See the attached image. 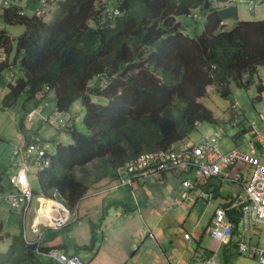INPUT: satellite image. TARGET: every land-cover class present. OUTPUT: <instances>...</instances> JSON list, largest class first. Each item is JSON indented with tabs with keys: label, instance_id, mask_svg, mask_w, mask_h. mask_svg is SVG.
Instances as JSON below:
<instances>
[{
	"label": "trees",
	"instance_id": "obj_1",
	"mask_svg": "<svg viewBox=\"0 0 264 264\" xmlns=\"http://www.w3.org/2000/svg\"><path fill=\"white\" fill-rule=\"evenodd\" d=\"M237 14L235 4L212 0H55L48 20L13 4L0 9L2 23L23 26L13 40L0 29V79L8 77L2 107L23 94L38 97L36 108L52 92L63 116L80 100L89 130L79 132L71 119L56 128L68 132L71 142L54 144L49 167L36 173L34 196L72 209L85 194L113 186L125 162L174 148L198 123L224 122L229 106L226 115L215 117L201 102L210 89L224 98L232 93L231 83L264 90V19L237 20L225 29L224 21ZM196 15L203 17V27L190 36L177 17ZM34 108L24 109L20 131ZM226 215L235 238L240 209ZM6 234L0 222V241ZM50 248L26 242L19 230L0 252V264H53L45 255Z\"/></svg>",
	"mask_w": 264,
	"mask_h": 264
},
{
	"label": "crops",
	"instance_id": "obj_2",
	"mask_svg": "<svg viewBox=\"0 0 264 264\" xmlns=\"http://www.w3.org/2000/svg\"><path fill=\"white\" fill-rule=\"evenodd\" d=\"M23 1L26 2L25 5L22 4ZM228 1L229 3L225 1L224 4L236 5L237 2L247 4L248 10L254 12L256 6L257 19H264V0ZM14 4H20L27 14L28 11L33 13L36 5L33 0H14ZM3 24L0 21V29H4L12 40L23 31L13 27L15 32L8 33ZM15 33L19 34L14 35ZM261 74L262 70L259 75ZM262 82L264 83V79ZM262 91L257 92L256 96L260 108L263 106ZM36 108L40 113L43 112V107ZM253 108L256 109L254 105ZM260 108L255 110V114ZM59 117L62 118L63 114ZM232 118L233 114L230 110L222 123L225 129L221 136L232 127L233 130L229 134L233 135L231 140L236 141L249 130L246 123L248 117L243 113V116L240 115V122ZM25 122L32 124L26 121V117ZM198 126L199 124L196 128ZM31 136L39 137L36 133H22L20 140L13 137L10 143L11 138H6L4 152L7 151L8 155L11 148L23 138ZM186 141L197 144L202 140L197 142L189 137ZM248 141L246 140L242 146ZM218 142L220 146V139ZM226 143L229 146L225 150L220 146L222 152L236 147L241 150L242 146H230L229 140ZM8 164L9 162L6 161L4 170L7 168L10 170ZM234 171V175H238L241 180L239 183H233L237 188L235 192L231 191V186L225 185L228 181L222 182L217 177H198L195 172L188 169L167 172L153 184L135 179L131 187L124 186L87 193L72 208L77 212V220L70 218L58 228L38 225L37 231L29 229V237L27 234L24 237L22 233L23 238L28 242L38 241L43 247H52L66 254L76 255L86 264H188L211 256L215 258L216 264H260L252 255L237 252L234 237L229 243H221L208 232L214 209L222 203L232 201V198L238 199L243 194L242 185L243 180L247 178V171L244 170L242 163H237L230 169L231 174ZM185 181L191 182L192 187H184ZM131 191L134 192L135 197ZM6 192L3 193L4 200ZM200 193L205 197L199 196ZM10 211L21 212L17 209ZM185 213L186 217H184ZM207 214H209L208 219L205 218ZM9 219L10 217L7 216L6 223ZM2 227L4 228L3 223ZM18 233L19 231L13 234L7 232L4 238L8 237L9 244L12 235ZM185 233L189 234L188 239L184 238ZM247 237L249 241L260 245L261 240L264 239V227L253 228ZM234 256L238 257L234 258ZM37 258L42 262H47L48 259L43 254H39ZM53 264H56L55 261Z\"/></svg>",
	"mask_w": 264,
	"mask_h": 264
},
{
	"label": "built area",
	"instance_id": "obj_3",
	"mask_svg": "<svg viewBox=\"0 0 264 264\" xmlns=\"http://www.w3.org/2000/svg\"><path fill=\"white\" fill-rule=\"evenodd\" d=\"M5 5H7V1L0 0V8ZM116 12L114 11V13ZM34 15L41 17L42 10L37 9ZM0 59H3L1 49ZM261 94L263 106L261 111L258 112L260 124L252 121L249 126L253 132L252 138L247 142L249 153L246 154L237 147L222 152L218 142L222 128L219 127L197 144L182 141L170 150L150 151L139 154L117 169L119 178L108 189L124 186L131 187L135 179L152 183L159 179L164 172L188 169L195 172L198 177H217L222 182L239 183L241 182L239 176L232 175L230 169L235 164L242 163L244 170L248 174L247 178L243 180V194L238 199H233L229 205L218 206L214 209L208 232L217 241L229 243L233 237L234 224L228 219L226 212L232 208H239L240 216L237 226H240V230L235 236L236 250L240 254L252 255L260 264H264V247L249 243L245 236L250 224L264 227V162L261 159V155H264V126H262L264 122V90ZM237 106V102L231 103V108ZM37 114L40 115V110L32 109L29 116L26 115V121L32 122ZM60 114L62 113L56 111L48 116L40 115V117H42V121H45L51 127L59 129L66 124L65 120L59 117ZM52 153L46 147L44 139L31 136L30 138L22 139L13 147L14 161L8 164L12 173L7 176L9 189L5 193L4 198L11 209L21 211L23 225H26L27 215L33 200L36 201L34 215L28 225L31 231H37L38 225L58 228L63 226L70 218L77 220V212L74 209L66 208L60 202V207L55 211L54 215L38 217L42 206L40 197L34 196L30 187V180L34 175L32 170L39 172L49 167V155ZM184 186L190 188L192 184L185 181ZM131 194L134 196L133 191H131ZM199 196L205 197L203 193H200ZM37 218H39V221L35 223ZM184 238L188 239L189 234L185 233ZM26 242L28 241L26 240ZM45 255L59 264H86L78 256L66 254L56 248L48 249ZM188 264H216V260L211 256L191 261Z\"/></svg>",
	"mask_w": 264,
	"mask_h": 264
},
{
	"label": "rangeland",
	"instance_id": "obj_4",
	"mask_svg": "<svg viewBox=\"0 0 264 264\" xmlns=\"http://www.w3.org/2000/svg\"><path fill=\"white\" fill-rule=\"evenodd\" d=\"M7 5L3 6L0 8L1 10L5 7H9L12 4H14V0H6ZM215 4L217 5H222L224 2H228V0H212ZM51 6H48L47 0H33V3L36 4L34 11L35 12L37 9L42 10V16H44L45 20H48L52 17L53 11H54V4L55 0H50ZM23 5L26 4L25 1L22 2ZM237 9H238V14H237V19L234 18H228L224 21V26L225 29H230L234 24L236 23L237 20H258L256 11L257 8L255 6V12L252 10H248L247 4H240L237 2ZM20 9V12H24L23 8L21 7L20 4L17 5ZM51 7V8H49ZM28 14L30 11H28ZM264 16V15H263ZM178 21H181L186 25L184 27V33L189 34L190 36H193L195 34H198L203 27V17L199 15H196V18H191L187 16H178L177 17ZM4 28L10 32H15V29L13 27H16L18 30H22L23 26L22 25H9V24H3ZM19 34L15 33L14 35ZM4 58V54H3ZM8 81L7 75H4L0 79V221L3 223V230L7 231L10 234L17 233L20 229L22 230V233L24 234V237H26L25 234L29 237V228L28 225L31 223L32 216L34 215V209L36 207V201L33 200L31 207L29 209L27 219H26V225H23V216L21 215V212H12L10 211L11 207L6 201L3 199V193L8 190V184H7V176L10 173V170L7 168L4 170V166L6 165V161L9 163H12L14 161V156L12 154L13 148L9 151V154L7 155L4 152V147L6 144V138H11L9 139V143L12 142L13 137H17L18 140L22 137V133L25 134H30V133H36L39 137L45 140L46 147L49 149L50 153L54 152V144L55 143H63L67 144L71 142L70 139V134L63 129L57 130L54 127H51L47 123L42 121V117L40 115L44 116L47 115L51 112H56L55 110V102H54V97L52 92H48L45 94V96L41 99L39 102V109L43 107V112L37 114L33 120L32 124H28L24 121V127L25 129L23 131L19 130L20 127V120L24 114V109H29V108H34L37 98H32V99H26L23 94H20L15 102V104L9 108H3L1 105V98L6 92V82ZM231 88V95L228 98L221 97L216 91L209 90V95L205 96L201 102L209 108L213 115L215 117L219 116H224L226 115V108L229 105L230 102H237L238 106L235 108H231V105H229V109L231 110L233 114V120H237V122H240V115L243 116V113L248 117L246 120V123L248 126H250V122L254 121L256 124H260L259 118H258V112L261 111L262 108H260V103L256 100L257 96V89H256V84L253 86H250L247 89L243 88H237L234 86L233 83L230 85ZM96 102H104V99L102 98H95ZM253 105L256 109L260 108L255 114V110L253 108ZM240 109H239V108ZM38 110V109H37ZM243 112H242V111ZM39 111V110H38ZM30 113V112H29ZM29 113H27V116H29ZM84 112L82 109V105L80 100L75 102L71 106V112L64 114L62 117L63 120H65L66 124L71 123V120L75 123V128L82 133L89 134V130L84 126V122L82 121ZM228 116V115H227ZM226 116V117H227ZM224 117V118H226ZM71 119V120H70ZM220 124L213 125L207 122H203L199 124V126L193 130L190 133V138L193 141H203L205 135L208 136L212 134L216 129L219 127L222 128V132L225 129V126L222 124L223 122H219ZM197 125V124H196ZM261 126V125H260ZM262 126H264V122L262 123ZM17 129V130H16ZM233 130V128L227 129V131L221 136H219L218 139H220V146L222 150H225L229 145L226 143L229 140L230 146H242L246 140H250L253 132L249 127V130L245 133V135H241L236 141H232L233 135H230V131ZM21 132V133H20ZM24 139V138H23ZM54 140V142H53ZM201 141V142H202ZM8 143V144H9ZM257 148L258 145L255 144ZM241 150H243L244 153H249V147L247 144L245 146L241 147ZM261 159L264 162V155H261ZM34 172L33 177L30 180V187L36 191L39 190V183L36 177L37 171L32 170ZM77 176L81 175V172L79 170L75 171ZM235 174V171L232 175ZM119 176V175H118ZM121 176V175H120ZM189 182V181H188ZM191 183V182H190ZM234 182H226L225 185L231 186V191L235 192L236 191V184H233ZM184 184V183H183ZM192 184V183H191ZM193 185V184H192ZM185 187V186H184ZM103 191V190H102ZM56 200H58L56 198ZM57 202L55 200H52L48 206L52 207V205ZM59 203V202H57ZM10 208V209H9ZM54 209V207H53ZM7 216L10 217L9 221L6 223V218ZM186 217V213L184 215ZM209 214L206 215V219H208ZM253 228H260L261 226L258 225H253L250 224L249 230L245 233V236L248 240L249 243L251 244H256L258 246L264 247V239L261 240L260 245L257 244L256 242H251L249 241L247 234L253 229ZM210 235V234H209ZM216 240V239H215ZM7 244H8V237L4 238L2 241H0V252H4L7 249ZM238 257V256H234ZM229 260L232 261V259L229 258Z\"/></svg>",
	"mask_w": 264,
	"mask_h": 264
},
{
	"label": "bare ground",
	"instance_id": "obj_5",
	"mask_svg": "<svg viewBox=\"0 0 264 264\" xmlns=\"http://www.w3.org/2000/svg\"><path fill=\"white\" fill-rule=\"evenodd\" d=\"M40 202H41L42 207L39 210V216L38 217H43L44 215L52 216V215H54L55 211L60 207V204H58L56 202L52 205V207L48 206L50 202L44 198H40ZM53 207H54V209H53ZM38 221H39V218H37L35 220V223H38Z\"/></svg>",
	"mask_w": 264,
	"mask_h": 264
},
{
	"label": "water",
	"instance_id": "obj_6",
	"mask_svg": "<svg viewBox=\"0 0 264 264\" xmlns=\"http://www.w3.org/2000/svg\"><path fill=\"white\" fill-rule=\"evenodd\" d=\"M56 264H59L58 262H55Z\"/></svg>",
	"mask_w": 264,
	"mask_h": 264
}]
</instances>
